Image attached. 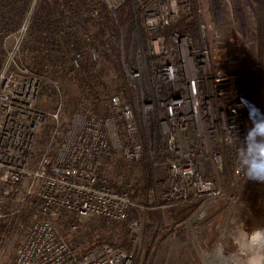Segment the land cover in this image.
<instances>
[{"label": "built area", "instance_id": "1", "mask_svg": "<svg viewBox=\"0 0 264 264\" xmlns=\"http://www.w3.org/2000/svg\"><path fill=\"white\" fill-rule=\"evenodd\" d=\"M106 2L115 17L123 4ZM211 7L222 35L230 29L235 34L230 48L223 40L210 42L203 10L190 0H152L141 8L130 47L122 44L130 102L113 95L108 111L99 105L65 113L63 78L47 70L49 78L41 69L38 76L9 55L0 72V220L26 214L28 225L4 239L0 264H133L139 246L90 248L78 236L101 220L126 224L134 245L141 240L139 214L147 208L134 198L141 127L150 121L159 124L163 138V150L151 148L148 156L154 201L158 195L188 204L191 182L198 194H221L226 164L238 182L246 181L235 163L236 134L243 138L251 126L245 102L264 112V24L257 65L246 77L237 66L246 58L241 52L250 43L248 25L235 17L230 0H212ZM184 18H194L195 36L174 32L168 39L161 33ZM92 44L88 57L85 48L73 50L71 66L57 67L64 76L84 83L94 78L101 47Z\"/></svg>", "mask_w": 264, "mask_h": 264}, {"label": "rangeland", "instance_id": "2", "mask_svg": "<svg viewBox=\"0 0 264 264\" xmlns=\"http://www.w3.org/2000/svg\"><path fill=\"white\" fill-rule=\"evenodd\" d=\"M27 1V13L25 14L18 30L15 31L14 29L8 35L5 34L2 35V37L0 36L2 41V51L4 53V55H2L3 53L0 52L2 55L1 58L3 61L4 59H6L3 66V61L1 60L2 63L0 65V72L4 68L9 55H12L14 57L16 56L15 62L18 66H28L29 68L33 67L34 72H37V75L39 76V55L41 54V51L38 52L39 46H37L35 43L38 40H41L43 34L40 33V31L39 33L42 35L35 34V32L32 33L31 31L32 23L34 20V13L38 6L39 0ZM104 1L106 2V0ZM190 1L191 5L192 3H194L196 4L195 7H197L198 4V7L203 10L202 21L207 27L210 42L212 44H219V42L223 40V42H221L230 48L232 46V43L231 41H229V39H234L235 34L233 30L230 29L225 31L222 35V32H220V30L216 28V22L210 9L211 4L208 3L209 0H205V2H203L204 0ZM120 2L124 5L127 0H120ZM132 3L135 9V1H133ZM251 4L252 7L249 8L248 6L247 12H244L243 17V20L246 21L249 28L248 32L249 36H251L250 43L241 52L242 54H246V58L243 59L242 64H239L237 66L238 69L245 71L246 77L248 72H250L248 68L254 69L258 62L257 58L259 55V46L257 37L253 36L252 29H255L256 27V17L259 18L264 13V0H252ZM106 5L108 10L110 11L107 2ZM144 5V2H142L140 7L142 8ZM76 7L77 9H82V7L79 5ZM59 8L61 16H63L64 18H70V13H64L66 12V10H68L67 8H65V5H61L59 6ZM127 9L128 4L123 6L124 11ZM94 13L95 12H92V14ZM84 14L87 15L88 13ZM65 21L67 23L65 33H75V31L77 30H82L80 25L84 24V21L80 20V18L74 17L69 19V21L65 19ZM44 31H47V29H44ZM76 39L75 37H72L69 43L61 45V53L59 55H53L48 58L49 62H56L55 66H57V62L63 65V61L66 60L65 65L71 66L72 60L70 57L73 50H77V52L88 50V48L90 47L89 44H92L93 42V40L84 37L82 41L77 43ZM45 41L48 42V44L55 45V40L51 34H47V39ZM92 45L100 46L97 42H94ZM129 47L130 46H128V48ZM83 48L85 49L82 50ZM78 49L82 51H79ZM86 52L88 57V53L90 54V51L88 50ZM101 53L102 49L100 52L98 51V54H100L99 59L101 58ZM236 60H239L238 57L236 58ZM48 65L44 66V68L42 69L43 72H50L51 77L59 79L60 75H57L56 69L55 71H53V69L52 71L46 72L47 70H50V67ZM75 80L78 81V79L76 78ZM61 81H64L62 84V91L64 92L66 97L67 108L69 110H74L78 106L83 107L84 97L80 93V91H78L71 82H68L64 79H62ZM226 170L228 171L226 172L228 176V179H226L227 187H224L221 194L214 195L211 192L206 191L202 194H198L196 193V191H194L195 182H191V192L189 193L188 204H185L183 206L177 205L178 202L168 200L165 197L162 200L160 197H158V195L156 196L155 201L154 197L151 198L150 207H146L147 210H144L139 214L144 223L142 228L143 235H141V240L139 242H136V244L134 245L135 236L131 232H129L130 238L132 240V248H137V246H139L137 248V254L133 260V264H215V260L212 257L211 253L221 238H224L225 250L230 253L232 251V247L227 237L233 231H251L258 227H264V194L260 193V191L258 190H253L252 180H248L246 178V181L244 180L238 182L235 179L234 173L228 164H226ZM231 186L234 187L233 190L229 188ZM215 193H217V191H215ZM141 206L143 207V205ZM177 207H194V209L187 217H185L183 220L179 219L180 221H178L174 216V213L176 214L177 212L175 210L178 209ZM153 211L162 212L163 219L161 217L162 222L160 221L159 223H157V228L154 234V236H156L155 238H158L159 241L157 243L153 241L151 245L150 243H148V238H145L144 236V230L145 226L149 223V219L153 215ZM96 223L98 222L88 224ZM123 225L124 224L121 223L110 227L112 228V230H114L113 228H115L117 229V231H119ZM97 226L98 225H96V227ZM15 239L16 241H18V238ZM163 240L164 243L162 242ZM93 242H95L94 239L85 241L86 247H89V245L93 244ZM149 246H151V252H153L155 249L157 253L158 251L160 252V250H163L165 247L164 258L159 261H148L147 259L138 255L144 254ZM175 255L180 256L177 262L173 260ZM205 255H207V257H205ZM3 262L2 264H6L8 261L5 260Z\"/></svg>", "mask_w": 264, "mask_h": 264}, {"label": "trees", "instance_id": "3", "mask_svg": "<svg viewBox=\"0 0 264 264\" xmlns=\"http://www.w3.org/2000/svg\"><path fill=\"white\" fill-rule=\"evenodd\" d=\"M133 1H135V9L132 3ZM151 1L152 0H127L124 5L128 4V9L124 11V5H122L116 11L114 17L111 11L108 10L104 0H39L34 13V20L31 29L32 33L35 32V34L39 35L43 34L41 40H38L35 43L39 46V50H36H38V52L41 51V54L39 53V65L45 66V64H49L50 71L53 69V71H55L56 69L57 75H60L64 80L71 82L74 87L80 91L84 97V106L81 107L82 110H92L99 105H104L105 109L108 111L109 100L113 95L120 96L125 103L130 102V96L124 82V74L122 71V44L125 49H128L132 33L136 28V15L139 16L141 12V3L144 2L145 5H148ZM27 4V0H0L1 37L5 34L8 35L14 29L15 31L18 30L25 14L27 13ZM61 5H65V8L68 9L64 13H70V18H64L61 16L59 8ZM78 5L81 6L82 9H77L76 6ZM192 5L195 6L196 4L192 3ZM92 12L95 13L92 14ZM84 13L88 14L86 15ZM74 17L80 18V20L84 21V24L80 25L82 30H77L75 33H65L67 28L65 19L69 21V19ZM44 29H47V31H44ZM39 31L42 34H40ZM174 32H179L181 35L189 34L195 36L194 18H190V20H187L186 18L181 19L177 24L161 31V33L168 39ZM47 34L53 36L55 40L54 44L56 46L48 44V42L45 41L47 39ZM72 37H75V39L79 38L76 39L77 43L86 37L93 40L95 43L97 42L101 46V58L97 64H93L95 70L94 78L91 79L89 83H84L80 80L77 81L71 75L64 76V72H62L63 69L60 70L57 68L61 63L57 62L58 65L55 66L56 62L50 63L48 60V58L53 55H59L61 53L60 46L69 43ZM1 42L0 38V52L3 53ZM1 53L0 65L3 61L1 56L4 55V53L2 55ZM5 60L6 59H4L2 66L5 63ZM65 61L66 60L63 61V65L65 64ZM157 62L159 63L161 60H157ZM43 68L44 67H39L41 70ZM30 69L34 71L33 67ZM45 74L48 76V73ZM79 107L80 106L77 108ZM69 111L72 110H69L66 106L65 113H68ZM141 136L144 143V149L143 156L139 163L140 177L137 183V195L134 200L144 207H150L151 198L156 192V186L153 180L152 168L148 156L151 148L156 152L163 150V138L159 124H154L150 121L147 129L141 127ZM254 189L264 194V183L253 181V190ZM177 208L178 209H175L177 212L176 214L174 213V216L178 221L183 220L194 209V207ZM131 214L134 215L135 212H132ZM152 214L153 215L149 219V223L145 226L144 230V236L148 239L154 236L157 223L163 219L162 212L153 211ZM97 222L98 223L96 224H87L84 226L81 229L82 231L79 236L77 235L78 239L83 242L94 239L95 242H93V244H95V246L109 244L115 248H121L126 251L132 249V240L126 224L117 231L115 228L112 230L110 226L106 225L101 220ZM27 225L28 216L26 214L0 220V249L2 248V244L7 235L15 234L18 232V229H21L20 231H22ZM96 225L98 226L96 227ZM93 244L89 245V247H93Z\"/></svg>", "mask_w": 264, "mask_h": 264}, {"label": "clouds", "instance_id": "4", "mask_svg": "<svg viewBox=\"0 0 264 264\" xmlns=\"http://www.w3.org/2000/svg\"><path fill=\"white\" fill-rule=\"evenodd\" d=\"M251 126L240 143L235 155V163L248 180L264 183V112L254 104L245 102ZM227 239L232 251L224 248L221 238L212 250L215 264H264V227L251 231L235 230Z\"/></svg>", "mask_w": 264, "mask_h": 264}, {"label": "crops", "instance_id": "5", "mask_svg": "<svg viewBox=\"0 0 264 264\" xmlns=\"http://www.w3.org/2000/svg\"><path fill=\"white\" fill-rule=\"evenodd\" d=\"M230 1L232 4L233 12H234L235 17L237 19H238L239 14L241 17H244V12H247L248 6H249V8L252 7V4H251L252 0H230ZM203 2H205V0ZM208 3L212 5V0H209ZM210 9H211V7H210ZM261 16H264V13ZM259 18L256 17V22L259 20ZM256 22H255V24H256ZM226 23L229 24L230 20H226ZM155 237L156 236H153V237H150L149 239H147V240H149L148 243H150L151 245H152L153 241L157 243L159 241V239L155 238ZM164 239H167V238H164ZM162 242L164 243V240ZM150 250H151V246L148 247V249L145 251L144 254H138V255L142 256L143 258L147 259L148 261H152V260L153 261H159V260H162L164 258L165 247L163 250H160V252L158 251V253L156 252L155 249L153 252H151ZM179 257L180 256L175 255L173 260L175 262H177ZM155 259H158V260H155Z\"/></svg>", "mask_w": 264, "mask_h": 264}, {"label": "flooded vegetation", "instance_id": "6", "mask_svg": "<svg viewBox=\"0 0 264 264\" xmlns=\"http://www.w3.org/2000/svg\"><path fill=\"white\" fill-rule=\"evenodd\" d=\"M261 22L264 24V16H261L259 18V20L256 22L255 29H252L253 36L257 37L258 46H259L258 49L261 47V42H262V38H263V33H261V31H260V24H259ZM263 49H264V47H263Z\"/></svg>", "mask_w": 264, "mask_h": 264}, {"label": "bare ground", "instance_id": "7", "mask_svg": "<svg viewBox=\"0 0 264 264\" xmlns=\"http://www.w3.org/2000/svg\"><path fill=\"white\" fill-rule=\"evenodd\" d=\"M209 260V259H208Z\"/></svg>", "mask_w": 264, "mask_h": 264}]
</instances>
